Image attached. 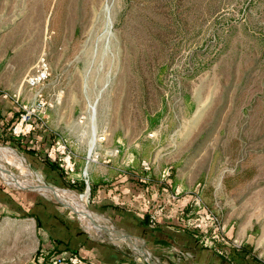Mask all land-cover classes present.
Here are the masks:
<instances>
[{
	"label": "rangeland",
	"instance_id": "1",
	"mask_svg": "<svg viewBox=\"0 0 264 264\" xmlns=\"http://www.w3.org/2000/svg\"><path fill=\"white\" fill-rule=\"evenodd\" d=\"M43 63L46 77L29 86ZM3 85L28 107L41 94L34 133L47 130L42 151L59 168L69 154L74 167L131 170L146 181L139 203L154 222L180 199L179 224L196 227V216L211 214L219 234L230 227L264 259V0H0ZM0 146L23 160L31 174L20 177L72 190L169 264L163 234L153 244L131 218L113 220L90 202L88 189L56 184L22 150ZM3 172L0 195H12L0 196V264H147Z\"/></svg>",
	"mask_w": 264,
	"mask_h": 264
},
{
	"label": "crops",
	"instance_id": "2",
	"mask_svg": "<svg viewBox=\"0 0 264 264\" xmlns=\"http://www.w3.org/2000/svg\"><path fill=\"white\" fill-rule=\"evenodd\" d=\"M8 91H10L9 87L4 85L0 87V141L16 146L30 161H36L38 167L45 176L51 178L52 182L65 185H70L72 182L71 184L78 190L88 189L90 202L106 208L111 219H118L119 216L131 218L144 238L151 239L153 244H159L158 236L163 234L162 238L167 243L164 251L168 253L169 264H264V259L258 257L253 250L251 251L247 244L248 240L235 234L230 227L225 228L220 234L222 237H219L213 236L212 228L204 233L199 224H196V227L179 224L176 217L177 210L187 203L184 202L181 206L180 199L171 202V206L166 205L165 213L153 223V225L156 224L155 226L151 225L147 201L141 206L139 203V191L146 181L138 178L131 170L125 172L117 166H75L73 171L67 172L59 168L46 151H42L46 140H49L47 130L39 131L38 135L35 133L27 136L11 134L10 127L16 118L17 106L22 103L15 102ZM13 94L17 95L19 101V94ZM2 193L3 195L0 196L6 199L12 195L8 190ZM195 219H198L197 216ZM129 234L134 233L129 232ZM202 235L209 238L207 243L201 241ZM105 242L111 246L117 245L113 241ZM96 243L102 245V241ZM126 247L131 249L128 245Z\"/></svg>",
	"mask_w": 264,
	"mask_h": 264
},
{
	"label": "bare ground",
	"instance_id": "3",
	"mask_svg": "<svg viewBox=\"0 0 264 264\" xmlns=\"http://www.w3.org/2000/svg\"><path fill=\"white\" fill-rule=\"evenodd\" d=\"M91 145H92V139H91L90 146H89L90 149H91ZM4 158L8 159V161L10 163H12L16 168H19L20 172H23L24 174L25 173L31 174L27 170L24 171L23 160L17 158L16 155L13 153H6V150L0 146V166H1L2 170L4 171L1 175H2V178L4 179V181H6L9 184L14 185V187H18L20 185L21 186H32V188H33L32 190L37 191L43 195L55 197L57 199H60L61 201H63V200L67 201L68 203H66L64 201L63 202L67 205L77 207L76 209L79 212L78 218L82 221V223L85 224V226L87 228L93 229L99 234L103 231L102 225H103L104 221L99 216H97L95 213H93L92 211H90L86 207L83 199H79V198H76L75 196H73L74 194H76L75 192H73L72 190L63 189V188H59V187H55V190H50L48 188L47 184L44 183V181H42L40 176L39 175L37 176V174H36L37 172L35 173L36 177L34 179H29V178L24 179V178L20 177L17 174V172H15L14 170L12 171L11 170L12 168L11 169L7 168L5 161H4ZM18 173H19V171H18ZM104 223H106V221ZM129 244L130 243H128V246H130ZM132 245L135 246L136 249H137V246H139V245H137L136 242H135V244H132ZM130 248L132 250H134V248H132L131 246H130Z\"/></svg>",
	"mask_w": 264,
	"mask_h": 264
},
{
	"label": "built area",
	"instance_id": "4",
	"mask_svg": "<svg viewBox=\"0 0 264 264\" xmlns=\"http://www.w3.org/2000/svg\"><path fill=\"white\" fill-rule=\"evenodd\" d=\"M43 66L39 68V70L28 76L26 82L28 83L29 86H35L37 85L44 77H46V74L44 73L45 71V63L42 64ZM12 97L15 99V102H18V97L15 94H12ZM44 104L43 98L41 96L40 93L36 94V102L35 104H33V106L28 107L26 104H21L19 105V114L16 117L15 121L13 122V124L10 127V132L12 135L15 136H27L30 134L34 133V130L37 127V124L39 123L38 121L40 120V116H34L35 115V111L38 110V113L40 112V108L41 106ZM99 140H103L104 139V135L102 136H98ZM52 160L55 159L54 156H51L50 153L47 154ZM90 154H88L87 158H90ZM64 160L66 161V165L64 166L65 171L67 172H71L74 169L73 163L70 162V155L68 154L66 156V158H64ZM145 168H148V166H144ZM166 170H164L163 174L165 175ZM200 216L195 225L199 224L202 228H203V232L206 233L208 232V227L212 226L213 229V236H221L218 232L222 229L221 226H219V222L217 220V218L211 214H206ZM150 223H154V215L150 214ZM202 242L207 243L208 242V237L205 235H202ZM233 243H236L235 241H233Z\"/></svg>",
	"mask_w": 264,
	"mask_h": 264
},
{
	"label": "water",
	"instance_id": "5",
	"mask_svg": "<svg viewBox=\"0 0 264 264\" xmlns=\"http://www.w3.org/2000/svg\"><path fill=\"white\" fill-rule=\"evenodd\" d=\"M7 164H12V163H7ZM14 171H17V172L19 171V173H23V172H20V170L16 167ZM47 186L50 190H55V186L51 184H47ZM16 188L23 189V190L33 189L32 186H21V185ZM53 198L61 205L62 208L73 212L77 217L79 216L78 210L73 208V206L65 204L60 199H57L55 197ZM102 229H103V232L105 233V237L103 238V241H113V242H121V243L123 242L126 245H128V243L135 244V241L137 238L136 236H133L127 232H124L118 228H114L113 226L105 224V223L102 225ZM88 234L91 235L90 233ZM133 251L138 256H140L143 260H145L147 264H156V262L150 257V255L144 249L143 243L137 246V249L136 250L134 249Z\"/></svg>",
	"mask_w": 264,
	"mask_h": 264
}]
</instances>
